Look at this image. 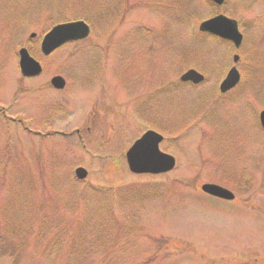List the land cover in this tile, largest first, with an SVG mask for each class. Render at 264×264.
Masks as SVG:
<instances>
[{
    "label": "rangeland",
    "instance_id": "1",
    "mask_svg": "<svg viewBox=\"0 0 264 264\" xmlns=\"http://www.w3.org/2000/svg\"><path fill=\"white\" fill-rule=\"evenodd\" d=\"M218 14L238 21L239 51L199 31ZM78 19L95 34L44 57L42 32ZM22 47L44 68L31 81ZM236 53L241 83L222 96ZM189 69L205 83L182 84ZM0 103L13 120L0 128V264H264L263 0H0ZM154 127L176 168L134 175L125 153ZM211 183L236 200L205 195Z\"/></svg>",
    "mask_w": 264,
    "mask_h": 264
},
{
    "label": "water",
    "instance_id": "2",
    "mask_svg": "<svg viewBox=\"0 0 264 264\" xmlns=\"http://www.w3.org/2000/svg\"><path fill=\"white\" fill-rule=\"evenodd\" d=\"M218 5H223L224 0H213ZM200 30L208 32L215 36L233 42L237 48L242 44L243 37L239 32L236 21L230 20L225 16H218L211 20L202 23ZM90 27L83 21L62 24L53 28V30L46 35L42 42V52L49 56L61 46L75 41L86 39L90 35ZM35 35H32L34 37ZM239 57H235V62H238ZM20 67L24 77H37L42 73L41 65L33 59L26 49L20 52ZM181 80L183 82H193L194 84H201L205 78L203 75L195 70H189L185 73ZM240 80V74L236 68H233L223 84L221 85L222 93H226L234 88ZM52 84L57 89L65 88V80L61 77H55ZM261 124L264 128V112L260 116ZM163 142V136L149 131L140 140H138L127 153V162L130 171L134 174H165L171 172L176 166V160L171 155L165 154L160 150V144ZM76 175L80 180H84L88 176V172L79 168ZM202 191L223 199L232 201L235 199L234 194L217 185L206 184L202 187Z\"/></svg>",
    "mask_w": 264,
    "mask_h": 264
},
{
    "label": "trees",
    "instance_id": "3",
    "mask_svg": "<svg viewBox=\"0 0 264 264\" xmlns=\"http://www.w3.org/2000/svg\"><path fill=\"white\" fill-rule=\"evenodd\" d=\"M8 153V155H10V153H9V151L7 152ZM2 154H3V152H2ZM8 158V157H7ZM12 166H10V168H11ZM5 168V167H4ZM8 172H9V170H8ZM7 172V173H8ZM4 174H6V173H4ZM7 178H8V180L11 182V183H16V180L17 181H20V182H22L23 180H24V182L25 181H27L28 183L30 182V180H31V173H26V172H20L19 174H16L15 172H13V171H10L8 174H7Z\"/></svg>",
    "mask_w": 264,
    "mask_h": 264
}]
</instances>
